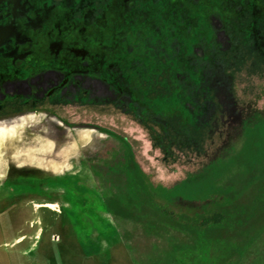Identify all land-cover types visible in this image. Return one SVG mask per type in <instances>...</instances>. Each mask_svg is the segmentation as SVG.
<instances>
[{"label":"rangeland","instance_id":"1","mask_svg":"<svg viewBox=\"0 0 264 264\" xmlns=\"http://www.w3.org/2000/svg\"><path fill=\"white\" fill-rule=\"evenodd\" d=\"M237 72L239 103L253 104L249 122L260 119L264 58L240 56ZM83 108L58 111L83 125L90 113ZM8 121L0 127L8 167L0 179V264H264V156L244 163L250 136L242 127L213 157L226 169L211 195L168 202L145 194L124 142L106 131L129 140L147 174L169 185L208 162L225 139L221 122L200 130L172 119L165 133L153 124L131 131L109 112L94 119L100 129H68L42 115ZM107 198L132 208L138 221L112 214Z\"/></svg>","mask_w":264,"mask_h":264},{"label":"flooded vegetation","instance_id":"2","mask_svg":"<svg viewBox=\"0 0 264 264\" xmlns=\"http://www.w3.org/2000/svg\"><path fill=\"white\" fill-rule=\"evenodd\" d=\"M246 54L264 58V0H2L0 127L42 115L100 129L94 119L109 112L131 131L170 133L180 119L221 122L227 136L251 115L238 100ZM77 106L89 123L58 111Z\"/></svg>","mask_w":264,"mask_h":264},{"label":"trees","instance_id":"3","mask_svg":"<svg viewBox=\"0 0 264 264\" xmlns=\"http://www.w3.org/2000/svg\"><path fill=\"white\" fill-rule=\"evenodd\" d=\"M260 119L248 121L249 119H243L242 129H244L245 137L249 138L248 145L246 146V154L244 158V163L247 161L254 160L256 158H261L264 156V116H258ZM237 126H240L237 125ZM107 134L111 132L106 131ZM121 139L128 149L129 160L132 163L136 174V180L142 190L149 198L161 197L168 202H174L179 200H188V201H202L206 200L213 191L212 181L220 175L222 171L226 168L221 169L220 163L215 161L213 157H217L218 154H215L220 150L222 146L227 143L229 135L225 136V139L222 141L218 149L214 151V154L210 156V159L207 163L203 164L196 170H188L185 172L183 177L178 178L172 184L157 183L152 178L151 175H148L145 169L137 160V154L133 149L132 145L125 141L121 136L113 135ZM240 162V159H239ZM243 164V162L241 163ZM107 209L114 215L121 218L138 221L137 216L134 214L132 208L124 206L121 201L117 198H107ZM209 236L219 235L221 229H208L206 231Z\"/></svg>","mask_w":264,"mask_h":264},{"label":"bare ground","instance_id":"4","mask_svg":"<svg viewBox=\"0 0 264 264\" xmlns=\"http://www.w3.org/2000/svg\"><path fill=\"white\" fill-rule=\"evenodd\" d=\"M2 130L3 129H0V135L2 134ZM62 130V129H61ZM82 131V130H81ZM91 141V140H90ZM89 141V142H90ZM76 144V143H75ZM83 145H85V144H83ZM69 146V145H68ZM70 148H73V147H70ZM11 152V151H10ZM9 152V153H10ZM11 159V158H10ZM71 159V158H70ZM11 160H13V159H11ZM67 165V164H66ZM65 167V166H64ZM7 169H8V167H7V165H6V163L4 162V160L2 159V157L0 156V179L1 178H3V177H5V175H6V173H7ZM39 169V168H38ZM10 172V171H9ZM9 174V173H8ZM8 179V178H7Z\"/></svg>","mask_w":264,"mask_h":264},{"label":"water","instance_id":"5","mask_svg":"<svg viewBox=\"0 0 264 264\" xmlns=\"http://www.w3.org/2000/svg\"><path fill=\"white\" fill-rule=\"evenodd\" d=\"M0 1H2V0H0Z\"/></svg>","mask_w":264,"mask_h":264}]
</instances>
